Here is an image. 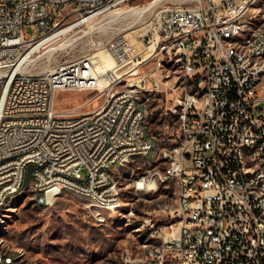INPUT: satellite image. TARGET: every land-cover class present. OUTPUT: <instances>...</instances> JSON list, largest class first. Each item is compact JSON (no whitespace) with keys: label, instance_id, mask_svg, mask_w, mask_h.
I'll return each mask as SVG.
<instances>
[{"label":"built area","instance_id":"2783aa9c","mask_svg":"<svg viewBox=\"0 0 264 264\" xmlns=\"http://www.w3.org/2000/svg\"><path fill=\"white\" fill-rule=\"evenodd\" d=\"M130 1L0 0V213L26 189L41 208H52L69 186L101 225L105 220L87 197L99 195L115 213L121 200L111 172L135 159L150 164L155 143L137 94L151 84L152 92L167 95L153 74L130 89L111 90L95 111L72 115L57 112L55 98L95 88L91 59L36 75L28 62L17 70L46 37ZM187 1L195 4L186 7ZM73 3L82 10L73 11ZM256 7L264 8V0H182L160 10L161 51L171 59L174 53L188 82L167 111L178 123V142L162 150L176 200L163 211L167 222L149 225L158 243L143 257L127 254L122 264H264V17H256ZM26 27L41 36L27 37ZM129 142H137L138 152ZM156 175L142 177L136 190L157 186ZM85 180H94V189ZM0 264L13 259L0 252Z\"/></svg>","mask_w":264,"mask_h":264},{"label":"rangeland","instance_id":"374dc122","mask_svg":"<svg viewBox=\"0 0 264 264\" xmlns=\"http://www.w3.org/2000/svg\"><path fill=\"white\" fill-rule=\"evenodd\" d=\"M153 1L132 0L118 9L119 12L132 10L130 13L119 14L114 9L90 24L73 29L36 51L32 55L35 62L27 67L36 75L52 72L60 62L88 58L94 65L102 62V72L117 71L113 80L102 88L59 92L55 98L57 112L72 115L95 111L111 90L117 93L130 89L151 74L164 82L162 89L167 95L152 92L151 84L142 85L137 94L146 105L145 127L155 143L150 164L144 166L143 159H135L111 172L120 192L121 207L108 214L107 222L101 225L88 216L86 201L81 197L64 193L54 207L46 209L39 207L32 191L25 188L0 213V252L22 251L25 264H122L125 254L140 258L158 243L152 238L149 225L168 221L163 211L175 203L177 191L174 181L165 180L167 166L162 158V150L174 147L179 136L178 123L167 111L178 88L188 82L176 65L174 53L172 59L167 52L162 53L156 29L160 10L182 0H162L149 12L137 13ZM194 4L187 1L185 6ZM24 34L33 38L41 36L30 27L25 28ZM175 86L177 89L171 90ZM152 174H157L154 176L157 186L137 191L135 184ZM29 181L28 172L25 186Z\"/></svg>","mask_w":264,"mask_h":264},{"label":"bare ground","instance_id":"6f19581e","mask_svg":"<svg viewBox=\"0 0 264 264\" xmlns=\"http://www.w3.org/2000/svg\"><path fill=\"white\" fill-rule=\"evenodd\" d=\"M162 1V0H154L153 2L149 3L148 5H146L144 8L140 9V11H137V13H146L149 12L150 10H152L154 7L157 6V4ZM117 8V12L116 13H130L132 12V10H128V11H118ZM82 10V3H73V11H81ZM115 10V11H116ZM114 12V11H113ZM112 13V12H111ZM116 14V15H119ZM256 17H264V8L263 7H256ZM92 23L89 22V24ZM80 24L78 23H72L69 26H66L65 28H63L62 30H60L59 32H57L54 35L48 36L46 37L40 44H38L37 46H35L34 49H32L29 54L25 57V59L21 62V64H19V66L17 67V70H19V68L25 63L28 62L29 64L35 62L33 60L32 55L38 51L39 49H41L42 47L50 44L51 42H53L54 40L62 37L63 35L69 33L70 31H72L73 29L79 27ZM242 30L243 31H250V23H242ZM95 69H94V83L91 84V86L94 87H100L102 88L103 86L109 84L113 78L115 77L117 71L112 70L110 72H102L100 71V66L103 64L101 63H97L95 62ZM111 63V62H108ZM176 65L178 66V59H176ZM108 70V68H107ZM114 71V72H113ZM112 72V73H111ZM111 73V74H110ZM139 104H144L141 103L139 101ZM129 149H131V152H138V145L137 142H129ZM139 186L144 185V180H139L138 182ZM85 187L87 189H94V180H85ZM146 189H143L142 191L144 192ZM62 193H70V187L69 186H62ZM16 196V195H15ZM12 196V198L10 199V201L15 197ZM87 201H88V206H91V208L94 210V212L98 213V217L100 219H104L105 223L107 222V216H109L108 214L110 213H114V210L112 208H110L109 206H107V202L105 201L104 198H101L99 195H92L87 197ZM36 203L39 207H41V204L39 203V200H36ZM119 209H117L115 212H117ZM4 254L6 256H8V258L13 259V264H24L23 261V257H24V253L22 251H18L17 253H6L4 252ZM127 261V254H125L123 256V262Z\"/></svg>","mask_w":264,"mask_h":264},{"label":"crops","instance_id":"0c3cea01","mask_svg":"<svg viewBox=\"0 0 264 264\" xmlns=\"http://www.w3.org/2000/svg\"><path fill=\"white\" fill-rule=\"evenodd\" d=\"M150 160H151V157H150Z\"/></svg>","mask_w":264,"mask_h":264}]
</instances>
